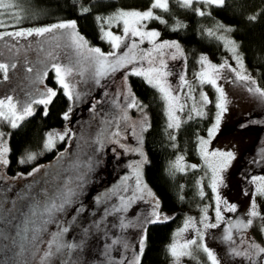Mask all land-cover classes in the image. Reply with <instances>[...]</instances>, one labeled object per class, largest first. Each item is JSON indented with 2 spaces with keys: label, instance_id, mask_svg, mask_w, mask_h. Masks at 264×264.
Wrapping results in <instances>:
<instances>
[{
  "label": "rangeland",
  "instance_id": "374dc122",
  "mask_svg": "<svg viewBox=\"0 0 264 264\" xmlns=\"http://www.w3.org/2000/svg\"><path fill=\"white\" fill-rule=\"evenodd\" d=\"M149 7L119 8L103 18L112 16L120 9L147 10ZM69 21L73 20H58L1 31L49 27ZM148 22H146V30L161 32L157 27L150 26ZM101 23H103L101 37L104 31L109 30L116 35H122V23L117 25L113 22L110 28L105 21ZM68 31L70 30L58 29L43 35L34 33L32 36L5 37L0 40V63L9 65L8 78L4 79V72L0 78V99L11 96L19 111L21 105L17 101H26L28 94L36 88L56 89L44 82L49 70L53 71L54 79L60 86L52 68L53 63L67 65L70 60L80 59V53H83L86 58L88 48L99 47L105 53L113 50L108 40L103 38L104 41L99 45L89 43L76 25V32L87 42L83 48L78 50L73 41L67 37ZM219 35L233 40L226 31H221ZM135 39L139 42L138 37ZM160 41L173 40L160 34L157 42ZM233 41L236 42V40ZM139 47L147 50L152 48V44L145 40ZM126 50L125 46L121 45L117 54H122ZM165 51L171 53L175 50ZM163 59L167 62L168 70L171 72L166 79L174 90L173 94L176 95L175 89L179 84V76L181 73L186 74L183 56L178 55L176 59H171L169 55H165ZM208 60L217 65L227 60L234 67H238L231 52L230 56L228 55L221 61H215L209 57ZM45 65H47V73L41 75L39 70ZM141 66L147 69L148 64L146 61L137 62L106 76L96 77L94 70L85 62L80 65L79 71L74 69L73 75L66 77L67 81L75 82L74 92L79 95L78 97L74 95L72 99H69L74 112L69 124L71 132H68L67 145L61 157L41 183L39 191L33 194L34 196L32 195L29 204H27V197L31 195L30 190L33 186L27 183L19 184V186L15 183L0 184V264H121V261L128 264L133 254L139 253L142 238L140 228L147 219H151L148 214L154 207V199L144 193V199H136L127 208H121L120 196L127 198L133 194L136 178L131 171L128 175L131 179L127 182L123 180L125 177L123 176L117 183L107 188L110 176L109 167L113 162L107 158V153L118 155L120 150L127 151L131 164L144 161L142 130L133 125L134 122L141 120L146 112L142 113L138 108L127 107L129 87L126 81L127 72H131L134 67ZM28 68H32L33 71L29 72ZM245 68L255 79V75L249 71L248 67L245 66ZM200 70L201 64H198L195 73ZM223 75L227 80H220L218 84L224 88L230 102L221 121L220 129L212 139L208 150L218 149L235 153V159L230 167L222 173L226 186H221L219 193L229 203L236 204L237 211L227 212L222 206L225 222L216 228L204 229L201 221L206 205L210 206L208 207L210 218L208 222L215 223V194L211 190L210 201L202 202L184 214L181 223L173 233L168 248L170 252V246L173 244L181 245L188 239H197L193 227L189 226L187 229L184 227L191 218L196 227L204 232L203 240L198 239V243L211 249L221 264H240L241 258L230 256L229 244L225 243L222 237L227 228L226 221L243 218L249 210L253 186L248 183V180L255 175H264V160H260L258 155L260 149L264 148V103L250 94L241 83L231 82L232 73L225 70ZM186 78L193 82L196 89L194 95L196 98L198 96L197 100H199L200 92H205L203 85L196 83L195 77L192 80L187 76ZM211 87L216 92L215 88ZM179 94L181 103L186 104V107L183 111H176L178 117L185 114L193 103L185 99L183 92ZM90 95L97 96V101L89 99ZM217 97L216 92V100ZM38 105L32 104L33 112ZM125 111L127 120L121 119ZM213 122L214 116L209 128ZM3 124L6 123L0 122V130ZM117 132L119 135H115ZM200 137L207 139L208 130ZM133 148H140L141 152L131 151L130 149ZM202 160L210 184L211 170L207 167L203 157ZM197 164L192 161L188 166ZM140 171L142 181L147 185L142 176V167ZM125 188L127 191H124ZM246 189L248 195L244 194ZM65 197L67 202L63 204L62 209L45 210L44 205L49 202L59 205ZM263 200L264 197H256L258 210L262 215H264ZM118 208L121 210L117 211ZM86 211H88L86 220L78 226L80 217ZM256 223L259 221L257 220ZM64 228L67 231L62 232L59 237V243L64 247L57 251L56 245L53 244L51 249L53 255L45 261L44 256L49 251L50 242ZM233 231L236 235V230ZM246 231L252 233L257 242L264 241V237L260 236L256 230L255 224ZM125 243L129 245L128 248L124 247ZM69 245H75V247H68ZM191 253L190 256H180L178 260L170 253L169 261L162 264H211L207 253L202 248L192 246ZM261 255L264 257V254ZM243 264H250V262L244 261Z\"/></svg>",
  "mask_w": 264,
  "mask_h": 264
},
{
  "label": "trees",
  "instance_id": "16d2710c",
  "mask_svg": "<svg viewBox=\"0 0 264 264\" xmlns=\"http://www.w3.org/2000/svg\"><path fill=\"white\" fill-rule=\"evenodd\" d=\"M13 2L17 6L6 10V14L0 16V19L15 27H7L0 31L58 20H73L89 43L99 45L104 40L101 37L102 23L97 17L103 18L119 8H146L153 0H13ZM85 7L90 11L83 12L82 9ZM193 7H199L210 14L200 16L191 9L182 7L179 0H169L167 11L154 9L155 15L160 16L167 23L155 19L148 22L150 26L157 27L161 31V36L181 45L186 76L190 80L194 79L201 56H207L215 61L230 56L225 42L219 39V33L224 30L218 29L217 25L223 24L232 29L228 32L229 36L239 45L238 52L242 55L245 66L255 75L256 83L264 88V0H226L223 7L203 4H194ZM17 14L20 18L19 23L14 18ZM253 15L257 18L250 20L249 17ZM178 24L183 26L177 27ZM209 29L215 35H209ZM131 72L126 74L128 87L143 106L150 125L146 131H142L145 161L142 166V176L154 194L152 196L154 203L156 200L159 201L161 214L160 221L145 222L140 228L142 235L145 234L146 229L145 248L140 264H162L170 259L168 246L184 214L211 199L208 173L203 165L198 141L199 137L208 130L216 113V92L209 84H204L203 89L212 101L204 107L207 115L196 116L192 113V118L189 119L190 109H188L179 117L180 127L169 128L166 102L162 94L157 88L148 84L145 77L133 75ZM2 73L3 71H0V78ZM44 82L56 88L57 95L52 103L47 106L39 104L31 115L19 122V127L15 129L8 124H3L1 127V130L11 135L7 141L9 164L4 170H0V184L15 183L19 186L27 183L33 186L30 190L31 195L27 197V204L32 195L39 191L41 183L56 165L67 145L66 135L63 140L55 139L53 148L46 149L44 144L47 133L54 130L71 132L69 124L74 112L68 96L61 86L57 85L52 70L48 71ZM97 98L94 95L89 96V99L95 102ZM65 113L68 114V119L64 118ZM29 153H34L36 158L20 163V159ZM180 156L184 157V171L173 168V164ZM107 158L113 160L109 167L108 188L131 173L132 168L129 165L132 162L129 160L128 152L122 150L118 155L107 153ZM192 161L198 163L196 168L188 166ZM37 168L39 171H34ZM201 191L204 192L203 197L200 195ZM262 208L264 212V200ZM87 216L88 211L80 217L78 226H81ZM164 216L169 218L164 220Z\"/></svg>",
  "mask_w": 264,
  "mask_h": 264
},
{
  "label": "snow or ice",
  "instance_id": "6c2138e0",
  "mask_svg": "<svg viewBox=\"0 0 264 264\" xmlns=\"http://www.w3.org/2000/svg\"><path fill=\"white\" fill-rule=\"evenodd\" d=\"M179 3L182 7L191 9L200 16H204L206 13L203 9L199 7H193V5L203 4L205 6L215 5L216 7H223L226 3V0H179ZM17 5L13 0H0V16L6 14V10L12 9ZM169 0H153L150 7L147 10H125L120 9L116 11L112 16L107 18L97 17L98 21H105L109 28L113 22H116L117 25L122 23V35H116L111 30L103 32V39L108 40L112 45V51L105 53L99 47L88 48V56L85 58L83 53H80V59L70 60L67 65H61L59 63H53L52 68L55 71L57 81L59 85L63 88L65 95L69 99H72L74 95L78 97V93L74 92V81H67L66 77H71L73 75L74 69L79 71L80 65L82 63H87L93 70L96 77H103L110 73H114L121 68H126L129 64H135L137 62L146 61L148 64L147 69L141 67H134L131 74L136 76L145 77L148 84L157 88L158 91L162 94V98L166 101L167 105V115L169 119V128H179L180 119L176 115V111H183L186 107V104L181 103V96L179 93L183 92L186 100H191L193 103L190 108L189 119L192 118V113L196 116H206L207 113L204 111V107L212 103L209 100L208 94L205 92H200L199 100H197L194 95L196 89L193 82L189 81L186 78L185 73H181L179 76V84L176 86L175 92L173 94V88L171 84L168 83L166 77L171 75V72L168 70L167 62L163 59L165 55H169L171 59H176L177 56H183V49L181 45L176 41H158L160 32L156 30H146L147 21L159 20L161 23H167L161 19L160 16L154 14V9H163L168 10ZM83 12L90 11L89 8L85 7L82 9ZM17 23H19V15L15 17ZM257 17L255 15L250 16V20H255ZM183 25L178 24L177 27H182ZM7 27H15V25H9L5 23L4 20L0 19V29ZM218 29H223L226 32H231L232 29L226 27L223 24L217 25ZM64 29L70 30L66 33L67 37L73 41L77 49L83 48L86 45V41L83 37L79 36L76 32V23L75 21L61 22L58 24L51 25L49 27H39V28H29V29H19L15 31H0V40H3L5 37L12 38H21L32 36L34 33L36 35H43L44 33L53 32V30ZM101 30L103 31V23L101 24ZM209 35H215V33L209 29ZM139 38V42L135 39ZM219 39L225 42V46L228 47L229 51L233 54V58L236 61L238 67H234L227 60L223 61L219 65L212 63L208 60L207 56L200 57L201 70L197 73H194L195 81L199 85L209 84L213 86L218 93L217 100L215 102V107L217 109L214 115V122L212 126L208 129V138L199 137V149L200 154L204 158L207 167L211 170L210 178V188L215 194V223H209L208 216V207L206 205L203 209V219L201 223L203 224L204 229L216 228L222 222H225L224 214L222 212V206L227 212H236L237 205L234 203H229L226 199H223L219 193V188L224 185V177L222 173L230 167L231 162L235 159V153L232 151H220L213 150L209 151V145L211 144L212 139L216 136L217 132L220 129L221 121L224 117V114L227 112V105L230 102L227 98V95L224 91V88L218 84L220 80H227L223 75L224 71L227 70L229 73L233 74L232 81L233 83L239 82L247 88V91L256 96L262 103H264V88L257 85L256 80L247 72V69L244 66L243 57L239 54L238 49L239 45L225 37L220 36ZM147 40L152 44L151 49H141L140 44H143ZM121 45H124L127 49L122 54H117L118 50L121 48ZM167 49H174V52H166ZM114 57V59H110ZM9 70V65L6 63H0V71L5 73L4 79H7V72ZM29 72H32V68H28ZM41 75H46L47 65L41 70H39ZM82 74V72L80 73ZM97 82H99L97 80ZM185 89L187 91L185 92ZM57 92L51 88L45 87L44 90L36 88L34 91L28 94L26 101L19 102L21 107L19 111L17 110L16 103L13 102L11 96H5L0 99V122L8 124L12 129L19 127V122L22 121L26 116L31 115L33 112L32 104H41L47 106L52 103L54 97H56ZM129 102L127 104L128 108H138L143 113V106L132 94L130 87L128 88ZM39 97V98H37ZM45 115L47 112L45 111ZM65 119H68V114L65 113ZM121 119L127 120V113L125 111ZM134 127H139L142 131H146L149 127V121L146 114H144L141 120L134 122ZM11 133H6L3 130H0V169L9 164L7 154L9 152L8 147V137ZM68 135V132H59L52 131L47 133V139L44 144L46 149H51L55 146V139L63 140L64 137ZM119 135V133H115ZM175 139V137H173ZM121 147H124L121 145ZM134 152H141L140 148L130 149ZM142 154V153H141ZM260 160H264V148H261L258 153ZM36 158L34 153H29L26 157L20 159V163H25L26 161H31ZM184 157L180 156L177 158V161L173 164V168L178 171H184L185 165L183 164ZM145 161H137L134 164H130L129 167L132 168L133 174L135 175V191L131 196L125 198L123 195L120 196L121 208H127L128 205L134 202L136 199H144V193L148 196H153L154 194L150 189L147 188V185L143 183L141 178V167ZM191 168H196L197 165H190ZM34 171H39L35 169ZM131 177L125 176L123 180L127 182ZM248 183L253 186L252 188V199L250 202L249 210L245 217L238 218L235 221H226L227 228L224 230V235L222 240L229 244V254L233 258H241L240 264H243L244 261L250 262V264H264V257L261 254H264V246L262 242H257L255 236L252 233L247 232L246 230L252 228L255 224L256 230L259 232L260 236L264 237V215L258 210V205L256 202V197H264V175H255L252 176ZM127 191V188L124 189ZM139 194V195H138ZM245 195H248V190H245ZM200 195L203 197L204 192L201 191ZM67 202V198L57 205L56 203L49 202L44 205L46 211L62 209L63 204ZM120 211L121 209H116ZM151 219H147V223H155L161 220V214L159 212V201L156 200L152 211L148 214ZM169 217L164 216L163 219L167 220ZM259 223H256V221ZM125 227L127 225H124ZM189 226L193 227L196 231L197 239H188L183 244L177 245L173 244L170 246L171 255L179 259L180 256L188 255L190 256L192 246L202 248L211 264H221L220 260L217 258L215 253L209 249L206 245L198 243L199 240H203L204 232L200 228H197L195 222L190 218L185 223V229ZM236 230V235L234 231ZM67 229L64 228L61 232H58L53 240L49 244V251L45 253L44 260L46 261L48 257L53 255L52 245H56V250L59 251L64 245L59 243V237L62 232H66ZM238 236V240H237ZM146 240V229L145 234L142 235L139 246V253H134L132 258L128 261V264H140V258L143 255L145 248ZM68 247H75V245H69ZM125 248H128L127 243L124 244ZM121 264H124L121 261Z\"/></svg>",
  "mask_w": 264,
  "mask_h": 264
}]
</instances>
